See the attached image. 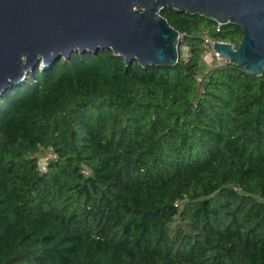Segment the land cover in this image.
<instances>
[{
	"label": "trees",
	"instance_id": "16d2710c",
	"mask_svg": "<svg viewBox=\"0 0 264 264\" xmlns=\"http://www.w3.org/2000/svg\"><path fill=\"white\" fill-rule=\"evenodd\" d=\"M160 14L187 62L76 51L0 95V264H264V72L201 59L214 20Z\"/></svg>",
	"mask_w": 264,
	"mask_h": 264
},
{
	"label": "water",
	"instance_id": "95a60500",
	"mask_svg": "<svg viewBox=\"0 0 264 264\" xmlns=\"http://www.w3.org/2000/svg\"><path fill=\"white\" fill-rule=\"evenodd\" d=\"M164 7L236 24L242 36L214 41L221 57L264 72V0H0V95L72 52L110 48L126 64L175 65L178 35Z\"/></svg>",
	"mask_w": 264,
	"mask_h": 264
},
{
	"label": "built area",
	"instance_id": "2783aa9c",
	"mask_svg": "<svg viewBox=\"0 0 264 264\" xmlns=\"http://www.w3.org/2000/svg\"><path fill=\"white\" fill-rule=\"evenodd\" d=\"M221 25L222 24L216 22V25L214 26L212 30L210 28H203L199 34L201 38L202 46H203V51L200 54L201 59L209 63H212L213 65H216V66H225L229 63H234L229 58L221 57L219 53L213 47L214 41L229 42L221 38H213L211 36L212 32H218L220 30ZM231 45L233 48H235L237 44L231 43ZM177 51H178V61L187 62L189 60L191 56L190 45L184 39L183 33H179L178 35ZM207 57H209V61L206 60ZM40 168L42 170H45V163L41 164Z\"/></svg>",
	"mask_w": 264,
	"mask_h": 264
},
{
	"label": "rangeland",
	"instance_id": "374dc122",
	"mask_svg": "<svg viewBox=\"0 0 264 264\" xmlns=\"http://www.w3.org/2000/svg\"><path fill=\"white\" fill-rule=\"evenodd\" d=\"M207 67H208V65H207ZM40 161H42V164H43L44 157H41V158H40Z\"/></svg>",
	"mask_w": 264,
	"mask_h": 264
},
{
	"label": "crops",
	"instance_id": "0c3cea01",
	"mask_svg": "<svg viewBox=\"0 0 264 264\" xmlns=\"http://www.w3.org/2000/svg\"><path fill=\"white\" fill-rule=\"evenodd\" d=\"M209 57H207L206 59H208Z\"/></svg>",
	"mask_w": 264,
	"mask_h": 264
}]
</instances>
